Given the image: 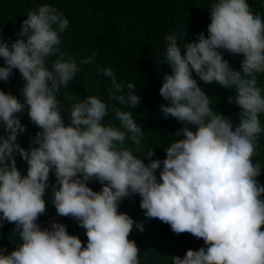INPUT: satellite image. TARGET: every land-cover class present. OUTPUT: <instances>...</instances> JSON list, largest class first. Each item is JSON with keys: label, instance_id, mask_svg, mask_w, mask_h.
Wrapping results in <instances>:
<instances>
[{"label": "clouds", "instance_id": "9594fccd", "mask_svg": "<svg viewBox=\"0 0 264 264\" xmlns=\"http://www.w3.org/2000/svg\"><path fill=\"white\" fill-rule=\"evenodd\" d=\"M209 11L207 36L200 32L184 44L183 55L176 35L165 37L171 74L164 75L159 90L168 101L160 111L183 125L176 134L183 138L164 149L162 161L153 159L150 149L148 164L123 146L127 134L140 144L142 128L122 108L138 107L141 97L135 84L118 82L111 68L98 74L111 81L108 100L120 126L102 123L109 104L95 96L73 104L65 126L56 93L79 69L75 60L65 61L59 48L60 34L69 26L63 13L38 6L27 13L18 39L9 44L0 37V81L7 82L18 70L24 82V103L0 90V227L14 224L22 241L7 255L0 248V264H139V249L129 235L134 224L141 232L143 227L118 212L121 201L132 195L141 198L146 219H159L177 235L203 240L205 247L187 250L172 264H264V186L257 180L261 166L252 159L264 132L258 119L264 113V89L257 87V74H264V20L246 0H215ZM224 52L243 58V75L230 67ZM81 63H92V58ZM193 73L205 84L235 90L239 126L233 129L230 118L210 108ZM228 103H233L231 96ZM26 108L42 130L30 138L27 150L17 142L26 128L16 115ZM17 155L27 162L26 175L17 169ZM53 171L56 214L78 221L86 230V247L62 223L45 228L37 223L46 212L44 197ZM90 181H98L101 191L88 187Z\"/></svg>", "mask_w": 264, "mask_h": 264}, {"label": "trees", "instance_id": "16d2710c", "mask_svg": "<svg viewBox=\"0 0 264 264\" xmlns=\"http://www.w3.org/2000/svg\"><path fill=\"white\" fill-rule=\"evenodd\" d=\"M215 0H0V37L9 44L19 38L23 20L27 13L44 4L55 7L63 13L69 21L67 29L60 34L59 48L64 54L65 61L75 60L78 71L67 86H62L56 93L58 106L65 126L70 123V109L73 104L86 100L88 96H95L109 104V111L102 123L108 126L119 127V121L111 112V101L108 100L107 89L111 86L109 78L98 74L105 68H111L117 81L127 85L136 86V94L141 97L138 107L123 109L132 112V117L142 128V138L137 145L126 135L123 146L133 155L141 158L145 164L149 163L147 152H155L153 159L166 158L165 148L170 143L182 139L177 132L183 127L175 118H164L160 111L161 105H168L159 94L165 74L171 70L164 57L169 34H175L178 47L184 54L183 45L193 42L196 35L204 32L207 36V26L210 23L209 8ZM253 14L259 13L264 20V0H246ZM59 55V54H58ZM57 56L50 57L46 66L51 68ZM85 58H92V63L82 64ZM224 59L229 62L234 71L242 73L243 58L224 52ZM4 66L0 58V67ZM198 86L209 97L210 108L213 111L230 118L233 129L239 126L241 109L235 105V90L225 89L211 83L205 84L193 73ZM257 87L264 89V74H257ZM9 84L23 89L18 70L8 80ZM0 90L16 96L24 103L23 95L12 90L7 82L0 81ZM125 91L127 89L125 88ZM233 103H228V97ZM264 97V91H262ZM21 124L25 126L26 133L17 137L22 148L28 149L30 138L42 131L35 126L24 113L16 114ZM261 128L264 129V113L259 114ZM195 131V129H190ZM4 135V126L0 123V136ZM253 163H259L261 174L257 177L260 185L264 186V132L258 136L257 154L252 158ZM17 169L22 175L27 174V162L16 156ZM159 169L155 175L159 179ZM49 188L46 189V212L41 215L37 223L41 228L48 227L52 222L66 225L69 235L78 236L82 245L86 247V230L78 226V221L72 217H56L52 204V185L56 183L54 171L50 172ZM93 191H101L102 185L98 181L87 183ZM264 199V196H262ZM139 195L124 198L118 212L128 214L135 223L143 227L139 231L135 224L129 239L135 241L139 249V264H172L176 256L183 258L187 250H199L205 247L202 239H197L189 233L175 234L170 225L159 219L148 220L144 210L140 208ZM2 216V214H0ZM15 225L5 222L0 227V248L10 254L22 241ZM264 230V228H262ZM206 250V248H205Z\"/></svg>", "mask_w": 264, "mask_h": 264}, {"label": "water", "instance_id": "95a60500", "mask_svg": "<svg viewBox=\"0 0 264 264\" xmlns=\"http://www.w3.org/2000/svg\"><path fill=\"white\" fill-rule=\"evenodd\" d=\"M7 84H8V86H9L12 90H14V91H16V92L22 94V88H20V87H18V86H14V85H12V84H9L8 81H7ZM60 217H61V216L56 215V217H54L53 219H51V221H54V220H56V219H58V218H60Z\"/></svg>", "mask_w": 264, "mask_h": 264}]
</instances>
